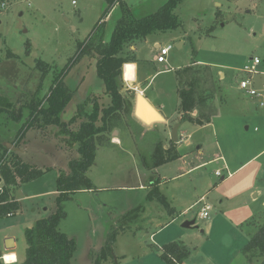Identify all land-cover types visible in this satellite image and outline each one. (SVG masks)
<instances>
[{
	"label": "rangeland",
	"instance_id": "374dc122",
	"mask_svg": "<svg viewBox=\"0 0 264 264\" xmlns=\"http://www.w3.org/2000/svg\"><path fill=\"white\" fill-rule=\"evenodd\" d=\"M0 1L7 3L0 8V95L17 109L23 107L20 121L8 116L0 121V145L18 144L23 162L45 172L11 190L21 210L0 217V238L17 239V251L25 260V230L57 211V180L78 157L77 148L59 135L57 126L31 127L18 138L29 118L26 104L37 95L43 100L54 74L66 69L64 82L72 98L61 122L70 123L81 110L91 114L92 96L101 97V108L109 107L111 98L98 76L97 59L80 54L79 45L98 25L104 42H110L122 8L115 4L107 14L106 0H77L76 5L73 0ZM167 1L124 0L136 18L157 12ZM175 13L181 27L136 40L125 49L138 58L139 82L172 126L167 130L157 123L148 133V125L122 121L108 135L111 143L118 140L120 145L98 147L88 171L94 189L76 192L62 203L66 217L60 231L77 246L73 264H93L114 233L118 234L112 250L102 264H165L162 247L173 241L189 247L187 264H249L243 248L264 227V106L259 101L264 103V0H182ZM156 42L173 45L166 65L153 62ZM253 57L261 60L252 79L261 98L239 86L241 78H247L241 70ZM39 61L50 65L45 78L37 68ZM125 67L126 79L134 82L136 66ZM218 68L225 74L222 83L214 78ZM123 83L126 96L129 88ZM179 88L196 92L190 115L206 124L182 123L178 138L191 145L179 144L178 150L175 144L183 157L156 167L152 157L158 142L164 138L166 148L173 146L169 138L171 128L179 124ZM221 156L227 168L222 160L213 161ZM217 171L231 177L221 181ZM151 180L163 181L159 190L168 206L148 201ZM202 196L211 206L208 220L198 215L201 204L193 206ZM173 208L180 213L175 220ZM192 220L194 228L183 227ZM260 261L255 257L253 264Z\"/></svg>",
	"mask_w": 264,
	"mask_h": 264
},
{
	"label": "trees",
	"instance_id": "16d2710c",
	"mask_svg": "<svg viewBox=\"0 0 264 264\" xmlns=\"http://www.w3.org/2000/svg\"><path fill=\"white\" fill-rule=\"evenodd\" d=\"M106 2L108 4L107 14L115 4L119 3L122 8V17L116 25L110 42H104L103 29L98 25L90 39L83 44L80 43L79 51L80 54L87 53L97 59L98 76L104 82L105 93L111 98L110 106L101 108V98L93 97L90 98L93 107L91 114H85L81 110L70 123L61 122V114L72 98V92L64 82L66 69L60 74H54L50 92L43 100L37 95L29 104H26L29 118L19 130L18 138L21 139L23 132L31 127L45 129L49 126H57L59 135L68 138L69 144L77 148L78 157L71 159L69 170L62 172L57 180L59 194L57 211L47 218L36 221L31 228L25 230L26 258L23 262L15 264H73L72 260L77 246L74 239H70L60 231V223L66 217L62 203L76 192L94 189L88 177V171L95 164L98 147L113 145L108 136L109 132L122 121L128 125L134 122L132 115L136 95L131 90L126 91L128 92L126 96L123 93L125 90L123 68L128 63L138 61L131 51L127 52L125 49L132 46L136 40L181 27L175 10L182 0H168L165 6L157 12L141 18H136L131 13L124 0H106ZM37 68L45 78L49 73L50 65L39 61ZM41 86L42 84L40 88ZM195 93L187 91V88L183 91L179 88L178 94L181 101L179 112L184 122H194L190 117V112L195 107ZM128 94L132 96L128 97ZM6 116L12 121H20L23 118V107L17 109L7 97L0 95V121ZM171 144L173 146L165 149L163 143L158 142L152 157L154 166L158 167L180 157L175 144L172 142ZM0 150V161L5 159V163L0 166V178L5 183V191L0 196V217L15 216L20 212L21 206L18 201L12 199L11 190L40 178L45 172L23 162L16 151L5 145L1 144ZM160 182L151 180L154 189L148 195V201L157 200L168 206L166 198L158 188ZM140 210L142 211V207L138 209ZM117 234L114 233L109 237L107 245L93 264H102L108 260ZM189 256L190 249L182 241H173L164 245L160 254L165 264H185ZM243 256L249 264H253L255 257L261 258L259 264H264V227H259L251 237L243 249ZM0 264L6 263L0 259Z\"/></svg>",
	"mask_w": 264,
	"mask_h": 264
},
{
	"label": "crops",
	"instance_id": "0c3cea01",
	"mask_svg": "<svg viewBox=\"0 0 264 264\" xmlns=\"http://www.w3.org/2000/svg\"><path fill=\"white\" fill-rule=\"evenodd\" d=\"M113 10H116V8H114ZM121 19V18H120ZM179 46V45H178ZM155 47L158 49V47H159V44H158V42H156L155 43ZM133 53V52H132ZM135 55V54H134ZM136 56V55H135ZM137 58V57H136ZM137 61H138V58H137ZM154 63H157L156 62V59H154V61H153ZM135 66H136V77H135V81L134 82H132V81H130L128 84H126L127 85V88H129V89H126V90H131V91H134L135 93H136V97H137V94H142L145 98H146V100L157 110V112L163 117V119H164V121L163 122H159V124H162V126H164V128H166L167 130L170 128V126H172V124L170 123L171 121L164 115V114H162L161 112H160V110L155 106V104H154V98L153 97H151V96H147L146 95V89H147V86L145 87V88H142V83L141 82H139V67H138V62H136V63H133ZM164 65H166V64H164ZM214 68H216V67H214ZM219 70H217V72H213V74H214V78H217L218 80H219V82H221L222 83V81H224L225 80V74L221 71V69L220 68H218ZM165 71H169V69L168 68H166L165 69ZM181 72V71H180ZM178 91H179V89H178ZM93 97H99V96H92L91 98H93ZM178 97H179V94H178ZM101 98V97H100ZM179 100H180V98H179ZM260 101V100H259ZM263 101V100H262ZM180 103H181V101H180ZM135 106H136V99H135V101H134V111H135ZM261 106V105H260ZM179 107H180V105L178 106V109H177V112H178V114H179V116H178V122H179V124H182V123H184V121H182V115L180 114V112H179ZM263 107V106H262ZM190 117H191V119H193L192 118V116L190 115ZM132 118H133V124H135L136 126H138V127H145V126H147V125H145L142 121H140L136 116H135V114H133L132 115ZM206 118V117H205ZM205 118H203V119H205ZM251 118L253 119V116H251ZM194 120V122H191V121H189V122H191V123H196V122H199L200 123V125L202 126V125H204V124H206L205 123V120H203V121H201L200 119H193ZM196 120V121H195ZM198 120V121H197ZM186 122V121H185ZM203 122H204V124H203ZM209 122H211V120L208 118L207 119V123L209 124ZM157 123H154V124H152V125H148V126H150V127H148V128H151V129H146V131L145 132H148V133H150V132H153L155 129V127H153V126H158V125H156ZM173 128V127H172ZM171 128V130H173ZM139 129V128H138ZM246 130H249V126H247L246 127ZM163 136V135H162ZM165 136V135H164ZM163 136V137H164ZM164 140V138L163 139H161L160 140V142H164L163 141ZM169 141L170 142H172L173 143V141H171V139L169 138ZM117 142H119L118 140H116L115 141V145H120L119 143H117ZM113 144V143H112ZM113 144V145H114ZM173 144H178V150H180V148H179V144H181L183 147H189L190 145H191V143H190V141L188 140V139H186V138H178V143H173ZM14 145H16V143L14 144ZM18 145V144H17ZM164 145V144H163ZM15 148H17L18 149V146L17 147H15ZM164 148L165 149H169L170 147H168V148H166L165 147V145H164ZM177 148V147H176ZM175 148V149H176ZM10 149H12V148H10ZM13 150V149H12ZM178 150H176L177 151V153L179 154V158H182L183 157V155H181L180 154V152L178 151ZM19 152H20V150L19 151H17V153L19 154ZM261 153H263V151L261 152ZM20 157V156H19ZM179 158H177V159H179ZM222 160L223 162H224V167L225 168H227V165H226V163H225V161H224V159H223V157L221 156V157H218V158H216V159H214L213 161H216V160ZM231 177V174H228L227 175V177H225V176H222V177H219V178H221V181H224L226 178L228 179V178H230ZM163 183V181H161L160 182V184L158 185V188H159V186H161V184ZM150 189L152 190V189H154V187H153V184L151 185L150 184ZM58 193V192H57ZM12 199H14L15 200V197L12 195ZM16 201V200H15ZM202 205L201 207H200V209H199V212L201 211V209L203 208V206L204 205H208L207 203H205V196H202L201 197V199H200V202H196L195 204H193V206L194 207H196V206H198V205ZM210 206V205H209ZM173 210V212L175 213L174 215H173V218H172V220H175L179 215H180V213H178V211L177 210H175L174 208L172 209ZM187 212V210H185L184 212H181V214L182 213H186ZM199 215V214H198ZM177 216V217H176ZM176 217V218H175ZM200 217V216H199ZM202 219V218H201ZM209 219V218H208ZM208 219H206V220H208ZM9 238H12V237H3L2 239L0 238V250H2L3 251V257L6 255V254H12V255H15V257H16V261L15 262H12V263H10V264H15V263H21V262H23L24 260H23V256L22 255H20L19 254V252L17 251V247H18V245H17V239H15V238H13V240H14V248L12 249V250H5V248H4V242L7 240V239H9ZM251 239V238H250ZM248 244V243H247ZM246 244V245H247ZM245 245V246H246ZM244 246V247H245ZM244 249V248H243ZM185 264H187V262H185Z\"/></svg>",
	"mask_w": 264,
	"mask_h": 264
},
{
	"label": "built area",
	"instance_id": "2783aa9c",
	"mask_svg": "<svg viewBox=\"0 0 264 264\" xmlns=\"http://www.w3.org/2000/svg\"><path fill=\"white\" fill-rule=\"evenodd\" d=\"M73 5L77 4V0H73L72 2ZM7 3L6 1L1 2L0 1V8H6ZM173 49V45L169 44L167 46L161 47L159 45L157 49V55H156V62L159 64H166L167 63V57L170 53V51ZM261 60L258 57H253L251 58L248 63L243 67L241 70L247 78H241L240 80V88L244 90L249 96L251 97H259L261 98L260 93H258L254 88L252 84V79L255 75H257V69L258 66L260 65ZM125 69L126 67L124 66L123 68V80L126 84H128L130 81L126 79V74H125ZM260 105L264 106V103L262 99H260ZM5 163V159L0 161V166ZM217 177H222V173L220 171L216 172ZM5 191V183L3 180L0 178V196L3 194ZM210 211H211V206L209 205H204L201 211L199 212L200 218L203 220H206L210 217ZM11 216V215H9Z\"/></svg>",
	"mask_w": 264,
	"mask_h": 264
},
{
	"label": "water",
	"instance_id": "95a60500",
	"mask_svg": "<svg viewBox=\"0 0 264 264\" xmlns=\"http://www.w3.org/2000/svg\"><path fill=\"white\" fill-rule=\"evenodd\" d=\"M180 46V45H179ZM135 116L142 121L145 125L147 123H150V125L154 123L163 122V117L157 112V110L146 100V98L142 94H137L136 97V106L134 111ZM152 116H158L161 118V121H155ZM181 124H176L173 127L172 135H171V141L173 143H178V129L180 128ZM117 132V131H116ZM116 132H114L116 134ZM6 147L12 148L14 151H19V149L15 148L12 144H5ZM195 220L192 221H186L183 225L184 228L190 229L195 227ZM4 248L5 250H12L14 248V240L13 238H9L4 242ZM3 258V251L0 250V259Z\"/></svg>",
	"mask_w": 264,
	"mask_h": 264
},
{
	"label": "bare ground",
	"instance_id": "6f19581e",
	"mask_svg": "<svg viewBox=\"0 0 264 264\" xmlns=\"http://www.w3.org/2000/svg\"><path fill=\"white\" fill-rule=\"evenodd\" d=\"M152 118L155 120V121H161V118L160 117H156V116H152ZM147 125H150V123H147ZM3 260L5 261L6 264H10L12 262H15L16 261V257L15 255H12V254H6L4 257H3Z\"/></svg>",
	"mask_w": 264,
	"mask_h": 264
},
{
	"label": "clouds",
	"instance_id": "9594fccd",
	"mask_svg": "<svg viewBox=\"0 0 264 264\" xmlns=\"http://www.w3.org/2000/svg\"><path fill=\"white\" fill-rule=\"evenodd\" d=\"M3 259V258H2Z\"/></svg>",
	"mask_w": 264,
	"mask_h": 264
}]
</instances>
